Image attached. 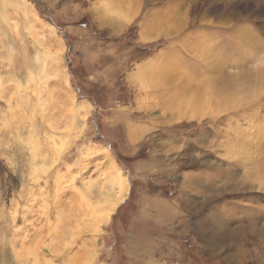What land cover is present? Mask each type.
<instances>
[{
  "label": "rangeland",
  "instance_id": "rangeland-1",
  "mask_svg": "<svg viewBox=\"0 0 264 264\" xmlns=\"http://www.w3.org/2000/svg\"><path fill=\"white\" fill-rule=\"evenodd\" d=\"M16 1L59 43L47 89ZM250 42L255 59L235 55ZM156 54L181 65L174 84L192 78L196 108L159 93V69L138 72ZM218 57L225 78L262 77L250 97L202 92ZM263 68L264 0H0V264H264ZM197 107L203 117L178 118ZM109 161L129 180L115 209ZM78 224L92 259L73 243Z\"/></svg>",
  "mask_w": 264,
  "mask_h": 264
},
{
  "label": "bare ground",
  "instance_id": "bare-ground-1",
  "mask_svg": "<svg viewBox=\"0 0 264 264\" xmlns=\"http://www.w3.org/2000/svg\"><path fill=\"white\" fill-rule=\"evenodd\" d=\"M11 2V1H10ZM12 3V2H11ZM14 4H16V7H18V8H20V9H22V11H24V15H25V21L26 22H28V23H30L31 22V26L30 27H28L29 29L31 28V30H33V31H35V34L33 35V34H31V35H33V38H34V42L36 43V44H38L39 43V46L40 47H42V49L41 50H38V60L40 59V61L42 60V70H43V72H44V79H43V82L42 81H40L39 80V83H37L38 85H44V88H49V85H50V83L48 82V69H49V67L51 68V69H54V70H58V62H54V61H56L57 60V58H58V56H59V53L58 52H53L52 50H51V48H50V46H54L55 47V45L56 46H58L59 45V43H58V41L55 39L54 40V38H51V39H48V37H47V39L48 40H45L46 38V36H43V38L42 37H40L41 35H40V33H38L37 32V29L38 28H35V26H33L34 25V19L35 18H33V17H31L30 16V14H29V12H28V7L25 5V4H22V2L21 3H19V2H14ZM22 7V8H21ZM224 8L225 9H230L229 8V5L227 4V5H225L224 6ZM223 8V9H224ZM28 9V10H27ZM219 6H217V8L216 9H214L215 11H217V12H219ZM231 10V9H230ZM19 12H21V11H19ZM23 13V12H22ZM21 13V14H22ZM21 16H23V15H21ZM27 28V27H26ZM27 28V29H28ZM244 29V28H243ZM241 29L240 31H238L239 33V35L240 36H244L245 38L246 37H248L249 36V31H247L246 29ZM40 31V30H39ZM42 31V30H41ZM236 31V30H235ZM31 32V31H30ZM233 32H234V30H233ZM42 33V32H41ZM43 33H44V31H43ZM236 35V34H235ZM26 37V36H25ZM146 38H148V36H147V33H146V31H145V29L143 28L142 29V31H141V40H145ZM203 38V37H202ZM255 39V38H254ZM47 42V43H46ZM51 42H52V44H51ZM48 45H50V46H48ZM202 45V44H201ZM37 46V45H36ZM26 47V46H25ZM244 47H246V48H244L243 49V52H241V51H236L235 52V55H238V54H240V53H244L245 55H247L248 56V58L250 59V60H253V59H255L256 58V49H257V43H252V42H250V43H246V45L244 46ZM38 48V47H37ZM39 49V48H38ZM240 52V53H239ZM39 57H41V58H39ZM49 57H51L54 61V63H50V61H48V58ZM208 57H210V58H213L211 55H208ZM236 57V56H235ZM36 58V57H35ZM35 58H34V60H35ZM11 59V58H10ZM37 59V58H36ZM203 59V58H202ZM51 60V59H50ZM217 60H218V62H217V65H212L211 66V68H208V72H209V70L211 71V72H215L216 74H212V76H210V74H208V79H209V81H208V79L207 78H205L203 81L204 82H201V84H200V87L203 89V86H205L206 85V87L207 88H205V90H203L202 91V89H201V91L203 92V93H205L206 91H207V93L209 92V93H211V92H213L214 90L215 91H217L218 92V94H220V93H222L224 90H232V91H234L235 89H236V87H239L238 89H242V88H247V90H248V95L247 96H249V95H251L253 92H252V89L253 88H255V87H257V84L259 83V82H261L263 79H262V77H260L259 75H256L255 76V78H253V77H251L250 75L249 76H247L246 77V80H242V81H240L239 79L241 78V74L238 72H234V73H231V74H229L228 76H227V78H225L224 76H222L221 74H219L218 72L221 70V67H220V63H221V61L222 62H224V59L222 58H217ZM216 60V61H217ZM39 61V62H40ZM37 62V61H36ZM52 62V61H51ZM12 63V62H11ZM13 64V63H12ZM17 68V67H16ZM25 68V67H24ZM39 69V68H38ZM148 69V68H147ZM264 69V68H263ZM53 71V70H52ZM37 72H39V71H37ZM42 72V73H43ZM34 74V73H33ZM36 74V73H35ZM202 75V74H201ZM50 76V75H49ZM179 76V75H178ZM259 76V77H258ZM261 76H264V74H261ZM33 78V77H32ZM31 78V79H32ZM43 78V77H42ZM30 79V78H29ZM188 79H191V78H189L188 77ZM187 79V80H188ZM212 81V84L210 83ZM256 81V82H255ZM32 82H33V80H32ZM31 82V83H32ZM42 82V83H41ZM200 82V81H199ZM258 82V83H257ZM19 83V82H18ZM28 83H30V82H28ZM57 83V82H56ZM179 83V82H178ZM188 84H187V86L190 88V90L189 91H191V86L192 87H195V86H193L192 84H193V81H188L187 82ZM202 83H206L205 85L204 84H202ZM182 85V84H181ZM186 85V84H185ZM19 86V85H18ZM198 86V85H197ZM214 88H213V87ZM263 86V85H262ZM187 87V88H188ZM199 87V86H198ZM209 87H212V90H210V88ZM39 88V87H38ZM197 88V87H196ZM250 88H252V89H250ZM42 89V88H41ZM27 90H29V89H27ZM33 90H35V91H37L36 89H33ZM42 90H44V89H42ZM49 90V89H48ZM185 90H187V89H185ZM194 90V89H193ZM188 91V90H187ZM195 91V90H194ZM20 92V91H19ZM18 92V93H19ZM32 92V91H31ZM34 93V92H33ZM20 94V93H19ZM190 94V96H187L188 98L186 99V101H189L188 103H186L185 101L183 102V105L185 106V107H187V108H189L190 106L191 107H193L192 106V104L194 105V104H196L197 103V99H193L194 101H196V102H194L191 98H192V94H191V92L189 93ZM23 95V94H22ZM24 95H26V93L24 94ZM31 95H33V94H31ZM54 95V94H53ZM186 95V94H185ZM11 96V95H10ZM27 96H28V94H27ZM45 96V95H44ZM48 96L51 98L50 99V101L52 102V100H55V102H57V100L58 99H60L58 96H56L55 98H53L51 95H50V93L48 92ZM181 96H183V95H181ZM195 96V95H194ZM238 96H240V95H237V97ZM246 96V97H247ZM39 97V96H38ZM43 97V96H42ZM41 97V98H42ZM178 97V96H177ZM242 97V96H241ZM250 97V96H249ZM30 98V97H29ZM179 98V97H178ZM202 98V97H201ZM216 98V97H215ZM236 98V97H235ZM240 98V97H239ZM74 99V98H73ZM72 99V100H73ZM175 99V98H174ZM177 99V98H176ZM184 100H185V98H183ZM237 99V98H236ZM68 100H70V99H68ZM204 100V99H203ZM220 100V99H219ZM34 101V100H33ZM61 101V100H60ZM183 101V100H182ZM44 102V101H43ZM50 102V103H51ZM76 102V101H75ZM179 102V101H178ZM222 102H225V101H222ZM70 103H71V101H70ZM181 103V102H180ZM57 104V103H56ZM59 104V103H58ZM62 104V103H61ZM72 104H73V101H72ZM75 104V103H74ZM198 104H196L195 105V108H196V106H197ZM73 107V106H72ZM194 108V109H195ZM199 107H197V109H193L192 111H191V113L189 114V112L186 114L185 113V115L184 116H179L178 118L179 119H181V118H189V119H195V118H201V117H203V115L202 114H200L201 113V109L199 108ZM70 109V108H69ZM72 109V108H71ZM70 109V110H71ZM58 110V109H57ZM56 110V111H57ZM177 110H179V108L177 109ZM56 111H55V113H56ZM58 112V111H57ZM66 112V111H65ZM59 113H61V112H59ZM71 113H72V117H73V121L74 122H76V120H75V118H77V116H79V118H80V114H81V112L76 108V107H73V109L71 110ZM57 114V113H56ZM70 114V113H69ZM62 115V114H61ZM64 115V114H63ZM71 115V114H70ZM61 117H63V116H61ZM66 117H68V116H66ZM71 118V117H70ZM59 119H60V117H59ZM62 119V118H61ZM65 120H66V118H65ZM81 120H82V118H81ZM64 122V121H63ZM66 122V121H65ZM62 123V122H61ZM80 123V122H79ZM81 124V123H80ZM77 125V124H76ZM73 129V128H72ZM103 157H104V155H103ZM106 158V157H105ZM109 160H110V158H109ZM105 167H106V164H105ZM106 168H108V171L106 172V180H107V182L109 181V184H110V186L113 188V189H117V195H116V198H114L113 199V201L112 200H110L109 202H110V204H111V207H112V209H115L116 208V206L119 204V203H121L124 199H127V197H128V194H129V180H127V178H126V176L124 175V174H122V172L118 169V168H116V166H115V168H112V162H110L109 161V164H108V167H106ZM73 179V178H72ZM77 180H78V178H76V177H74V182L76 183L77 182ZM73 181V180H72ZM73 182V183H74ZM87 185V184H86ZM87 189H88V187H87ZM77 190V189H76ZM89 191H87V192H89V193H87V192H85V193H82L81 191H79V196H80V198H81V202H80V205H78V210L77 211H79V212H83L84 211V214H86V213H89L90 211H91V206H92V203H91V200H92V196H96L95 194L93 195V193H94V191H93V189H92V187H89V189H88ZM85 191V190H84ZM78 196V197H79ZM76 197V196H75ZM78 199V198H77ZM86 199V205H87V208L86 209H83L84 208V200ZM75 201V200H74ZM74 207V206H73ZM75 208V207H74ZM87 211V212H86ZM159 212H160V210H159ZM107 213H108V211H107ZM162 215H164L165 217H168L169 216V210L165 207V206H162V208H161V212H160ZM109 214H106L105 216L106 217H109L108 216ZM104 218V217H103ZM86 219V218H85ZM88 219V218H87ZM90 220V219H89ZM79 223V222H78ZM80 226L81 225H75V226H73L72 227V231H71V233L73 232V235H74V241H73V243H76V242H78V240H83V238L84 237H82V235H84L85 236V232H84V230H82V229H80ZM89 231H91V232H93V229H88ZM97 230V229H96ZM95 230V231H96ZM88 238H89V236H88ZM88 238H84V244H83V246L82 247H86V248H84L85 250H86V256H87V260H89V259H92L91 257H90V254H91V252H90V250H89V248H87L88 247V245H89V243H92V236L90 237V239H88ZM218 235H217V233L215 232H213L211 235H210V237H209V239H208V242L210 243V244H212V245H216V243H218ZM72 248V247H71ZM81 248H78V251L80 250ZM92 255V254H91Z\"/></svg>",
  "mask_w": 264,
  "mask_h": 264
},
{
  "label": "crops",
  "instance_id": "crops-1",
  "mask_svg": "<svg viewBox=\"0 0 264 264\" xmlns=\"http://www.w3.org/2000/svg\"><path fill=\"white\" fill-rule=\"evenodd\" d=\"M179 65H178L177 62L172 61L169 58L168 54L167 55H165V54L157 55L156 54L155 56H152V57L148 58L147 60L141 62L138 65V67H139L138 72L141 74V73L145 72L148 69H152V68L159 69L161 71V73L163 74V78L160 80L159 84L161 83V85L165 84L166 86H168L166 88L164 86H163L164 88L160 87L161 89H159V93H161V94H163L165 96H171L172 95L171 97L178 98L179 96L183 97L185 94H189L190 92H192V89H191V91H189L190 88L187 86V84H188L187 82L190 79H188L189 75L186 74V73H183V74L186 75V77L184 76L185 79L182 80L183 81L181 83L182 85L181 84H179V85L178 84H174L176 78L171 76L172 74L170 72H171L172 68L176 71V69L179 68ZM175 73H177V71ZM190 81H192V80H190ZM177 86H179V89L177 88ZM191 88H192V86H191ZM185 89H187L188 91L185 90ZM181 95H183V96H181Z\"/></svg>",
  "mask_w": 264,
  "mask_h": 264
}]
</instances>
